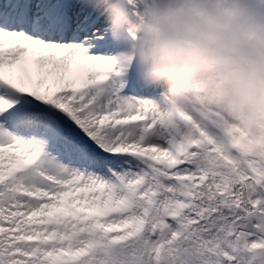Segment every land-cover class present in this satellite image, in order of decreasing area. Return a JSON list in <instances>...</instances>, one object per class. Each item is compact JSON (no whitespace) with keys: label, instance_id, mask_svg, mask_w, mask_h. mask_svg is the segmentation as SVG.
Returning a JSON list of instances; mask_svg holds the SVG:
<instances>
[{"label":"snow or ice","instance_id":"snow-or-ice-1","mask_svg":"<svg viewBox=\"0 0 264 264\" xmlns=\"http://www.w3.org/2000/svg\"><path fill=\"white\" fill-rule=\"evenodd\" d=\"M106 6L0 0V264H264V146L173 108Z\"/></svg>","mask_w":264,"mask_h":264},{"label":"clouds","instance_id":"clouds-1","mask_svg":"<svg viewBox=\"0 0 264 264\" xmlns=\"http://www.w3.org/2000/svg\"><path fill=\"white\" fill-rule=\"evenodd\" d=\"M114 39L139 37L143 73L173 108L203 103L264 146V0H105Z\"/></svg>","mask_w":264,"mask_h":264}]
</instances>
